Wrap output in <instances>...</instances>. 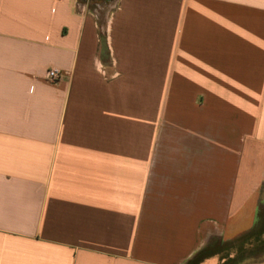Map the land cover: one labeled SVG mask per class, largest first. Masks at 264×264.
Listing matches in <instances>:
<instances>
[{"label": "crops", "instance_id": "obj_1", "mask_svg": "<svg viewBox=\"0 0 264 264\" xmlns=\"http://www.w3.org/2000/svg\"><path fill=\"white\" fill-rule=\"evenodd\" d=\"M262 208L264 0H0V264H187Z\"/></svg>", "mask_w": 264, "mask_h": 264}, {"label": "rangeland", "instance_id": "obj_2", "mask_svg": "<svg viewBox=\"0 0 264 264\" xmlns=\"http://www.w3.org/2000/svg\"><path fill=\"white\" fill-rule=\"evenodd\" d=\"M263 223L264 208H262L260 213L257 228L261 227ZM237 244H240V242H237ZM237 244L236 246H230L226 241L215 242L214 249L217 253L206 258L201 264H245L247 262L257 261L264 258L263 248L247 247L246 251H238L237 253Z\"/></svg>", "mask_w": 264, "mask_h": 264}, {"label": "trees", "instance_id": "obj_3", "mask_svg": "<svg viewBox=\"0 0 264 264\" xmlns=\"http://www.w3.org/2000/svg\"><path fill=\"white\" fill-rule=\"evenodd\" d=\"M261 211L262 209L260 210V213ZM257 224L258 222L254 226V228L251 229L250 231L242 234L240 237L232 241H226V243L229 244L230 246H236L237 242H240V244H237L238 245L237 253L238 251L240 252L246 251L247 247L264 249V223L259 228H257ZM215 242H223V241L220 240L210 241L209 244L206 247H204L202 250H200L192 259H190L187 264H201L206 258L217 253V251L214 249Z\"/></svg>", "mask_w": 264, "mask_h": 264}, {"label": "built area", "instance_id": "obj_4", "mask_svg": "<svg viewBox=\"0 0 264 264\" xmlns=\"http://www.w3.org/2000/svg\"><path fill=\"white\" fill-rule=\"evenodd\" d=\"M46 77L51 82H57L62 79L63 72L58 68L52 67L47 70Z\"/></svg>", "mask_w": 264, "mask_h": 264}]
</instances>
